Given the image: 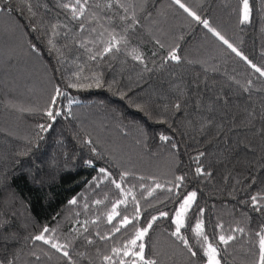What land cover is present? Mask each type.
I'll use <instances>...</instances> for the list:
<instances>
[{
    "label": "trees",
    "instance_id": "1",
    "mask_svg": "<svg viewBox=\"0 0 264 264\" xmlns=\"http://www.w3.org/2000/svg\"><path fill=\"white\" fill-rule=\"evenodd\" d=\"M107 2L72 19L75 0H0V264H130L123 248L149 222L137 244L156 264H208V243L221 264H260L264 0L247 20L243 0H180L207 28L175 0ZM190 192L185 245L173 219Z\"/></svg>",
    "mask_w": 264,
    "mask_h": 264
},
{
    "label": "snow or ice",
    "instance_id": "2",
    "mask_svg": "<svg viewBox=\"0 0 264 264\" xmlns=\"http://www.w3.org/2000/svg\"><path fill=\"white\" fill-rule=\"evenodd\" d=\"M244 2V9H245V15H244V19L247 20L248 19V15H247V9H248V0H243ZM175 3L179 4L181 8H184V10L186 12H189L190 15H192L196 20H198L200 23H202L206 28L209 27V22L207 20H201V18L199 16L196 15L195 12H192L190 9H188L187 7H185L184 4H182L180 2V0H175ZM87 4V0H84V3H81V0H75V3H66L63 4L62 6L65 9H70L71 13H72V19H79L81 17L84 16L85 13V5ZM111 0H108V2L105 4V7H111ZM121 7H124L123 4L120 5ZM125 12L128 11L127 8L124 9ZM121 19H126V17H122ZM132 19L135 21V14L133 13V17ZM136 23H138V21H135ZM80 28L83 29L84 28V24H80ZM93 31H95V29H93ZM210 31H213L215 35H217L225 44L228 45L229 48L232 49L233 52H237V50L223 37L220 35L219 32H216L215 29H210ZM51 42V41H50ZM120 41H118L116 39L115 35H112L110 40L107 42V46L104 48V52H110L112 51L114 48H117V45L119 44ZM118 50V48H117ZM237 55H242L241 53L237 52ZM169 57L172 60H179V57L175 54V51L173 50L172 52L169 53ZM91 59H96L95 56L90 57ZM136 59H141V57L139 55H135ZM245 60H247V57H244ZM248 63L251 64V61H248ZM252 67L256 69L257 72H260V74L262 76H264V70L257 68L255 64H252ZM73 87H75L76 85H72ZM97 86H99V84H97ZM56 95H62V93L59 91V89H57L56 91ZM53 103H55V98H53ZM177 108H179V105H176ZM59 113H56V115H58ZM46 115L51 118L52 120H55L56 115L53 114V112L51 110H48L46 112ZM38 127H40L42 130H46L44 128L43 125H39ZM50 127V125H49ZM161 139H168L167 137H161ZM89 143H91V141H89ZM95 151V149H93ZM201 155H203V153H201ZM99 172L101 174L104 175L105 179H109L111 176V173L108 172L107 169L105 168H100ZM197 174H201L203 172L202 168H197L196 169ZM128 173H122L121 175V180H123V178L125 176H127ZM177 180L182 181L183 177H177ZM113 184H115V187L117 189H121V191L123 192L122 186L120 183H117L115 180L111 181ZM157 188L161 187V185L157 184L156 185ZM125 197H127L128 195L131 194V191L129 190L128 192H124L123 193ZM151 194V192L149 193ZM196 198V193L195 192H190L188 193L184 198L183 201L179 204V208L176 210L175 212V219H174V223L176 224V231L173 233L174 236H177L178 239L182 240L183 243L185 245L188 244V241L180 236V229L181 227H183L184 225V217L186 216L189 208L191 207L192 202L195 200ZM133 200H135V197H133ZM253 203H255L257 201V197H252ZM70 204H74L76 203L75 199L69 201ZM96 203H101V201H96ZM127 203V199H123V200H118L113 204V208H112V213L108 216L109 221H111L113 219L114 216L119 215V213L116 212V208L118 205L120 204H125ZM137 214H138V210H137ZM161 216H167L168 213L167 212H161L160 213ZM135 219V217H133V220ZM156 217H153L152 220H155ZM132 221L129 220L128 216H124L123 219L120 221L121 225H128L130 224ZM151 227V222H149L148 227L146 228H142V229H137L134 235V238H132L123 248V256L124 257H129L131 256L133 259L131 260L130 264H156L155 260L152 259H146L144 256V248L145 245L143 243L137 244V241L141 240L144 235L147 233L148 228ZM45 232L48 231L47 228L44 229ZM116 231H119V228L116 229ZM193 231L197 234V235H201L203 236V227H202V221H197L195 227L193 228ZM242 231V230H241ZM34 239L36 240H44L45 243H50L51 241L46 240L45 236L43 234L36 236ZM101 239H104V237H101ZM207 236H204V240L207 242ZM220 241L224 244H227L228 241L232 240L233 237L232 236H228L227 238L223 235H221L219 237ZM52 247L53 248H58L60 247V245L56 244V243H52ZM260 264H264V235H262L260 237ZM189 251H191V249H189ZM114 253L119 254L121 252L120 249H113ZM65 255H67V252L64 253ZM196 253L192 252V255L194 256ZM205 255L208 257V264H221L220 260L217 259V249L215 247H213V245L211 243L207 244V247L205 248ZM105 260H109L111 259L110 257H105ZM120 264H129L128 261H124L121 260Z\"/></svg>",
    "mask_w": 264,
    "mask_h": 264
},
{
    "label": "rangeland",
    "instance_id": "3",
    "mask_svg": "<svg viewBox=\"0 0 264 264\" xmlns=\"http://www.w3.org/2000/svg\"><path fill=\"white\" fill-rule=\"evenodd\" d=\"M174 219H175V216H174ZM174 219H173V221H174ZM176 225V224H175Z\"/></svg>",
    "mask_w": 264,
    "mask_h": 264
}]
</instances>
